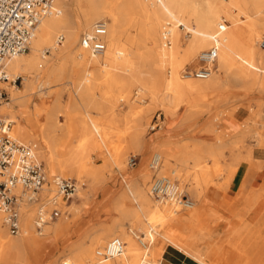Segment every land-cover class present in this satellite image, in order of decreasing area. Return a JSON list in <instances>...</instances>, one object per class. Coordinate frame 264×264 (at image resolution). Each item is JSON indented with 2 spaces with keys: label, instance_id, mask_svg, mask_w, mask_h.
<instances>
[{
  "label": "rangeland",
  "instance_id": "obj_1",
  "mask_svg": "<svg viewBox=\"0 0 264 264\" xmlns=\"http://www.w3.org/2000/svg\"><path fill=\"white\" fill-rule=\"evenodd\" d=\"M56 5L62 7L58 2ZM179 28L186 32L184 25ZM258 44L264 46V31ZM29 51L30 47L23 54L27 55ZM46 51L47 54L51 53V49ZM198 65L187 64L185 69L192 70ZM104 79V74L93 77L91 74L82 76L77 73H61L56 77H49L43 73L27 91L23 77L17 78L16 83L11 79L0 80V88L6 89L8 93V99L0 104L11 102V105L15 106L16 115L25 108L22 103L13 100L15 94L11 82L16 84L17 90L25 89L18 94L31 92L27 115L22 119L20 133L15 132L14 114L0 111V116L12 120V136L20 141L37 144L38 156L45 166L47 179L51 184L46 187L55 189L53 178L56 175L72 177L78 181L75 196L69 201L61 200V216L49 221L50 224L61 223L62 230L49 232L45 230L46 226L40 228L33 220L35 227L32 235L37 244L29 246L24 241L21 242L20 246L11 252L9 264H54L57 260L66 261L71 256L70 251L75 243H89L100 227L111 223L115 218L140 244L139 238L144 236L142 222L138 218L127 217L118 208H123L125 213L133 208L140 210L136 187L140 189L144 186L148 191L149 185L157 177V173L150 167L151 157L156 151L163 154L164 169L161 167L159 173H168L167 176L174 177L180 188L185 189L194 202L197 201L195 205H198L199 211L185 227H171L163 231L166 236L161 237L164 242L163 254L157 256L154 259L156 261L151 264H161L162 260L168 257L167 248L188 255L201 264L204 263L198 256L204 252L212 264L231 260L234 264H242L243 257L239 252L246 259L245 264H259L264 257V202L261 206L260 202L254 204L246 217L241 218L237 213L239 199L231 198L227 190L234 178L228 180V171L233 166L239 168L243 164V167L247 168V174L251 170L264 172V161L262 164L252 154L256 140L251 135L252 129L257 127L256 123L264 122V91L258 86L249 88L248 79H243L230 83L228 87H217L205 96L198 95L192 108L181 106L175 114L165 111L160 105L151 104L146 97L136 103L142 108L150 106L148 109L152 110L148 111L146 108L145 111L149 113H143L145 134L139 144L132 138L135 121V115L132 114H135L136 109L121 97L116 87L106 95L107 86L102 85L89 99L81 90L76 92L80 81ZM135 92L142 93L141 90H134V96H137ZM169 105L173 107L174 103ZM254 113H259L260 116H252ZM156 122L162 127L152 129ZM234 124L236 126H233ZM104 129L110 131L109 137L105 136ZM244 132V140L235 139L237 133ZM195 143L199 144L200 148L210 143L215 151H219L218 154L214 153L215 156H209L206 161L212 167L216 164L220 167L212 168L215 174L212 173L209 178L210 190L205 188L204 184L199 191L192 190L194 175L197 173L194 166L196 158L203 159V148L202 151H197V155L190 151ZM117 153L122 154L123 162L120 164L114 160ZM255 155L264 158V150L255 148ZM133 156L137 158V163L132 166L129 162ZM48 158L51 164L47 163ZM60 169H63V172H60ZM263 180V176H260L255 182H264ZM140 182L144 184L139 185ZM49 193L41 190L39 200L27 205L28 212L32 213L34 218L37 217L39 204L47 201L51 195ZM18 202L20 209V205L24 203L21 204L20 199ZM174 207L178 214L192 209L189 207L182 210L177 205ZM21 212L20 209V216ZM259 217L263 219L261 224L257 225L254 221ZM146 218V214L141 212L140 219L145 221ZM194 224L195 229L192 230L191 226ZM4 225L13 240L22 237V232L13 233L5 221ZM227 225L225 236L223 230ZM20 227L22 228L21 222ZM212 233L215 234L213 242L210 241ZM232 238H237L246 245L250 254L235 247L236 250L233 249L228 242ZM215 243H218V246H215ZM221 251H230L232 256H221Z\"/></svg>",
  "mask_w": 264,
  "mask_h": 264
},
{
  "label": "bare ground",
  "instance_id": "obj_2",
  "mask_svg": "<svg viewBox=\"0 0 264 264\" xmlns=\"http://www.w3.org/2000/svg\"><path fill=\"white\" fill-rule=\"evenodd\" d=\"M57 2L62 7L44 16L38 23L29 44V53L27 55L18 53L6 58L3 62V70L13 82L23 77L26 91L43 73L48 74L49 77H56L61 73H77L82 76L91 74L93 77L104 74L103 81H80L76 92L81 90L89 99L102 85L107 86L106 95L116 87L121 97L136 109L135 114H132L135 115L132 138L136 143L141 144L145 134L143 113H149L146 112L147 110L152 111L148 109L150 106L146 107V110L136 104L146 97L151 104L160 105L165 111L175 114L181 106L192 108L197 102L198 95L205 96L207 92L217 87H228L230 83L240 82L243 79H248L249 88L258 86L264 91V46L258 44L264 31V0H56ZM99 20L107 22V32L104 36L106 48L102 53L96 54L84 47L82 37L90 32ZM180 25H184L186 32L180 30ZM224 25L225 29L222 30ZM216 35H219V38L215 37ZM214 40L219 45V53L213 73L207 78L192 77L185 66L198 65L199 54L213 46ZM46 49H51V53L47 54ZM13 82H11L15 94L13 100L22 103L25 110L16 115L15 106L8 101L6 104H0V111L14 114L15 132L20 133L23 126L22 119L27 115L31 92L18 94L25 89L17 90ZM134 90H141L142 93L135 92L137 96H134ZM170 103H174V106L171 107ZM255 115L260 116L259 113H254L252 116ZM256 124L257 127L252 129L251 135L256 140L255 148L264 150V122ZM104 134L109 137L110 131L104 129ZM10 135L12 136L11 129ZM245 135V132L237 133L235 139L242 141ZM202 148L195 143L190 151L197 155V151H202ZM255 148L252 154L263 164L264 158L255 155ZM214 153L218 154L219 151H215L210 143H206L201 155L203 159L196 158L194 166L197 173H194L192 183V190L195 192L202 188V184L205 188L211 189L209 178L215 172L213 169L220 167L218 168V164L212 167L206 161L209 156H215ZM48 159L47 163L51 164L50 158ZM114 160L119 164L123 162L122 154H115ZM162 160L163 154L158 151L151 157L150 167L157 173V177L149 185L148 191L144 186L140 189L136 187L135 193L140 201V210L146 214V220L140 219L141 212L136 208L126 213L123 212V208H118L127 217L138 218L142 222L144 236L139 238L140 244L115 218L111 223L100 227L89 243H75L70 251L71 256L66 261L57 260L53 263L151 264L155 262L154 259L163 254L164 242L161 237L166 238L163 231L171 227H185L192 222V217L199 211L198 205H195L197 201L194 202L186 190L180 188L174 177L167 176L168 173L165 175L159 173L164 165ZM233 167L228 171L229 181L239 169ZM60 172H63V169H60ZM246 176L247 172L244 178H247ZM243 183L244 179L241 185ZM143 184L144 182H140L139 185ZM46 185L49 187L51 185L48 179L41 189L50 192L51 195L46 201L48 202L56 193V186L52 190ZM156 190L161 194L157 195ZM40 191L33 197L31 192L26 191L21 185L14 188L18 200L20 199L21 204L24 203L20 205L22 211L20 233L22 232L23 235L18 240L15 241L10 237L4 225V214L0 211V264H9L11 252L18 248L21 242L24 241L29 246L37 244L32 235L35 227L33 220L36 222V217L28 212L27 205L39 200ZM262 198H264V189L250 191L238 207V215L241 218L246 217L254 204L260 202L261 206L264 202ZM174 205L180 206L182 210L189 207L192 209L178 214ZM43 226H46L45 230L49 232L60 231L63 228L61 223L48 222ZM191 229H195V224ZM114 238H120L125 242L123 254L106 259L99 256L98 253ZM228 242L238 250L250 254L247 246L237 238L229 239ZM199 255L201 262L212 264L207 256L202 253ZM259 264H264V257Z\"/></svg>",
  "mask_w": 264,
  "mask_h": 264
},
{
  "label": "built area",
  "instance_id": "obj_3",
  "mask_svg": "<svg viewBox=\"0 0 264 264\" xmlns=\"http://www.w3.org/2000/svg\"><path fill=\"white\" fill-rule=\"evenodd\" d=\"M58 9L56 0H0V79L9 80L3 70L6 58L23 53L29 49V44L41 19ZM225 25L222 26V30ZM107 32V22L97 21L92 30L82 37L84 47L93 53H102L106 48L104 36ZM215 37L219 38V35ZM215 44L199 54V65L188 70V74L196 78H207L213 73L219 53V45ZM264 45V44H263ZM16 83L17 80H14ZM8 99L7 90L0 88V102ZM12 121L0 116V211L4 213L5 222L11 232L20 231V209L18 195L14 188L18 185L26 191H40L47 182L46 169L37 153V144L15 139L10 135ZM160 128L156 122L152 129ZM137 158H130V164L135 165ZM56 193L46 203L38 207L36 223L41 228L50 220L62 214L61 200L69 201L78 190V181L72 177L56 176L54 178ZM162 192V191H161ZM157 195L161 193L156 190ZM166 195V193H163ZM159 197V196H158ZM125 243L120 238H114L107 247L98 254L103 258H112L123 254Z\"/></svg>",
  "mask_w": 264,
  "mask_h": 264
},
{
  "label": "crops",
  "instance_id": "obj_4",
  "mask_svg": "<svg viewBox=\"0 0 264 264\" xmlns=\"http://www.w3.org/2000/svg\"><path fill=\"white\" fill-rule=\"evenodd\" d=\"M247 168L245 169L243 167V164L239 167L237 173L235 174L234 178L232 179V182L228 188V192H230V197L231 198H237L238 197V202L241 204L246 195L248 193H250V191L254 190V189H264V182H255L256 180H259L260 176H263L264 179V172L260 173V170H251L248 174H247V178H245V181L242 185V181L245 177ZM248 179V180H247ZM253 179V180H252ZM264 181V180H263ZM226 186V185H225ZM245 189V190H244ZM239 193V194H238ZM244 193V194H243ZM263 219V217H259L258 220L254 221L257 225L261 224V220ZM226 225V223H225ZM228 225L224 226V230L223 232L225 233V236L227 234L228 231ZM221 233V231L219 232ZM214 236L215 234L212 233V235L210 236V241L213 242L214 240ZM215 246H218V243H215ZM232 246V245H231ZM204 247V246H202ZM210 248H212V244L210 243ZM233 249H235L232 246ZM236 250V249H235ZM211 250L208 252V254H210ZM239 252V251H238ZM204 254H206V252H204ZM233 254V253H232ZM240 256L243 257V262L242 264H245L246 259L244 258L243 254L240 253ZM167 258H164L161 262V264H201L200 262H198L197 260H195L194 258H190L188 257V255H184L182 253H179L176 250H170L169 248H167ZM219 255H229L232 256L230 251L229 252H225V251H221L219 252ZM226 260V259H225ZM233 260H231L230 262L228 261H221L218 264H234L232 262Z\"/></svg>",
  "mask_w": 264,
  "mask_h": 264
}]
</instances>
